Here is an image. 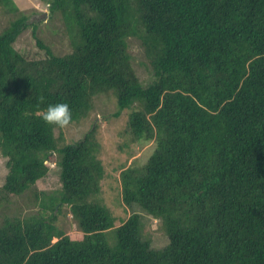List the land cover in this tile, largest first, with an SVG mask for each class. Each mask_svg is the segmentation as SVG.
<instances>
[{
  "label": "trees",
  "instance_id": "1",
  "mask_svg": "<svg viewBox=\"0 0 264 264\" xmlns=\"http://www.w3.org/2000/svg\"><path fill=\"white\" fill-rule=\"evenodd\" d=\"M48 4L71 50L56 54L38 37L46 56L31 58L15 46L29 16L0 0L12 14L0 28V264H264V0ZM132 39L153 72L147 85ZM102 93L116 97L114 116L132 110L128 143L155 142L145 163L122 170L121 188L126 205L163 220V247L143 239L138 212L116 226L97 124L66 142L63 127L42 119L49 104L66 102L79 122ZM48 162L61 186L42 190ZM11 195L39 208L12 207ZM69 212L72 233L57 223Z\"/></svg>",
  "mask_w": 264,
  "mask_h": 264
},
{
  "label": "rangeland",
  "instance_id": "2",
  "mask_svg": "<svg viewBox=\"0 0 264 264\" xmlns=\"http://www.w3.org/2000/svg\"><path fill=\"white\" fill-rule=\"evenodd\" d=\"M17 5L29 16L30 26L27 27L16 38L15 46L25 55L31 58H40L46 56V50L41 48L37 38H42L56 54H64L71 50L70 35L66 30L60 12L52 15L50 4L52 0H14ZM12 14H8L4 8H0V28L8 24ZM37 27H35V25ZM129 47L132 53V63L136 69L137 75L142 82L147 85L153 81V72L148 65V59L143 47L138 40H130ZM117 110L116 97L113 94L105 93L96 96L94 99V108L90 114L79 122H73L62 128L66 142H75L82 139L93 125L97 124V135L101 143L100 157L105 166V176L102 179V195L106 203L112 209L116 216V226L125 221L133 212L141 215L140 232L144 240L149 241L155 247H163L169 243L165 224L160 218H155L138 206L126 205L122 198L121 172L128 166L141 165L147 161L155 148L153 140L127 142L130 140L126 133L127 122L131 109L122 111L121 115L116 117L113 113ZM58 133V130L56 131ZM7 158L0 151V185L4 183L7 174ZM50 166L49 173L41 178L37 185L39 189L53 190L61 186L60 169L55 162H48ZM10 206L14 207L22 203V208L36 210L37 204L26 206V203L20 201L18 196H8ZM67 207V206H66ZM65 207V208H66ZM12 211V210H10ZM10 211L7 213H10ZM28 211V210H27ZM6 207L2 204L0 207V219L5 214ZM57 220L66 233H72L78 230L77 223L71 212L67 216L60 215ZM115 226V227H116ZM115 235L113 230L108 232V240L113 244ZM54 240H57L55 238Z\"/></svg>",
  "mask_w": 264,
  "mask_h": 264
},
{
  "label": "clouds",
  "instance_id": "3",
  "mask_svg": "<svg viewBox=\"0 0 264 264\" xmlns=\"http://www.w3.org/2000/svg\"><path fill=\"white\" fill-rule=\"evenodd\" d=\"M42 119L48 124L65 127L72 121V111L66 102L49 104L43 112Z\"/></svg>",
  "mask_w": 264,
  "mask_h": 264
}]
</instances>
